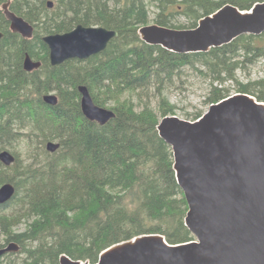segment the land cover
<instances>
[{"label":"trees","instance_id":"trees-1","mask_svg":"<svg viewBox=\"0 0 264 264\" xmlns=\"http://www.w3.org/2000/svg\"><path fill=\"white\" fill-rule=\"evenodd\" d=\"M9 1L0 0V151L26 138L31 162L14 153L12 167L0 165V185L16 187L13 200L0 205V248L20 246L0 264H60L62 255L96 264L108 248L147 234H161L170 244L195 240L185 225L189 208L172 148L158 132L160 120L177 116L178 109L164 87L193 68L211 80L209 106L231 96L228 82L236 84V93L264 102V79H238L239 71L250 72L264 61V33L243 35L208 53L176 54L147 45L139 30L149 24L152 6L157 25L183 30L172 23L178 16L192 20L188 29H195L228 4L249 11L264 0H11L10 10L34 26L32 39L11 31L3 10ZM79 25L105 27L119 37L89 60L52 66L43 37ZM27 54L42 63L39 70H24ZM153 84L159 112L150 103L139 109L132 99L122 100L126 93L143 97ZM80 85L98 106L113 101L117 117L106 126L87 120ZM51 93L59 98L57 106L44 102ZM48 142L61 148L49 153ZM22 224L25 229L16 231Z\"/></svg>","mask_w":264,"mask_h":264},{"label":"water","instance_id":"water-1","mask_svg":"<svg viewBox=\"0 0 264 264\" xmlns=\"http://www.w3.org/2000/svg\"><path fill=\"white\" fill-rule=\"evenodd\" d=\"M3 6L11 31L24 39L34 37L35 28ZM49 8L54 7L49 2ZM264 33V2L249 11L226 5L202 18L197 28L178 30L155 25L139 30L141 40L176 54L208 53L233 43L243 35ZM0 32V40L3 38ZM119 37L105 27L77 26L65 34L43 37L50 51V63L57 67L71 60H89L106 51ZM42 67L27 54L24 70ZM81 109L87 120L100 126L117 117L115 111L98 106L85 85L78 87ZM44 102L57 106L51 93ZM160 137L172 148L174 171L188 203L185 225L195 240L170 244L161 234H147L118 243L100 255L96 264H264V102L255 96L237 93L212 104L198 120L166 116L158 125ZM60 143L48 142L55 154ZM0 163L12 167L16 157L0 151ZM16 195V187L0 188V205ZM14 242L0 248V259L18 253ZM60 264H91L62 255Z\"/></svg>","mask_w":264,"mask_h":264},{"label":"rangeland","instance_id":"rangeland-1","mask_svg":"<svg viewBox=\"0 0 264 264\" xmlns=\"http://www.w3.org/2000/svg\"><path fill=\"white\" fill-rule=\"evenodd\" d=\"M150 10L151 13L148 25H155L157 9L155 6H152ZM172 23L175 26H184L186 29L183 30H187L191 26L192 20H189L184 16H178L172 21ZM238 79L239 82L242 83L256 82L264 79V61L261 62L257 67L253 68L250 72L239 71ZM226 86L232 90L231 95L236 94L235 83L228 82ZM157 88L158 87L153 84L149 91H145L143 97H139L133 93H126L122 97V100L128 101L129 99H132L133 102L138 105L139 109L143 108L146 103H150V106L156 112H159L160 97L157 93ZM210 91V78L202 75L198 70L188 68L183 70L180 75H177L172 84L167 83L165 85L164 96L172 105L178 108L177 116L184 120H189L192 115L198 112H203L205 114L209 110L210 106L208 105L207 99L209 97ZM112 106H114V102L110 100L104 108L111 109L110 107ZM27 142L28 141L26 138H23L20 140V142L15 144L14 147H9L8 150L13 154H19L23 161L30 163L31 161L27 160L29 158V144ZM0 165L5 169H9L1 163ZM1 186L2 185H0V188ZM24 229L25 225L22 224L16 228V231H22ZM0 242L4 243V235L1 233Z\"/></svg>","mask_w":264,"mask_h":264},{"label":"bare ground","instance_id":"bare-ground-1","mask_svg":"<svg viewBox=\"0 0 264 264\" xmlns=\"http://www.w3.org/2000/svg\"><path fill=\"white\" fill-rule=\"evenodd\" d=\"M103 7V6H102ZM102 19V18H101ZM121 29V28H120ZM158 62V61H157ZM63 67V66H62ZM243 94V93H242Z\"/></svg>","mask_w":264,"mask_h":264}]
</instances>
